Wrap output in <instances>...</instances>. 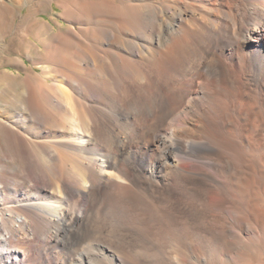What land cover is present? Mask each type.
Returning a JSON list of instances; mask_svg holds the SVG:
<instances>
[{
	"label": "bare ground",
	"instance_id": "bare-ground-1",
	"mask_svg": "<svg viewBox=\"0 0 264 264\" xmlns=\"http://www.w3.org/2000/svg\"><path fill=\"white\" fill-rule=\"evenodd\" d=\"M0 42V264H264V0H0Z\"/></svg>",
	"mask_w": 264,
	"mask_h": 264
},
{
	"label": "rangeland",
	"instance_id": "rangeland-1",
	"mask_svg": "<svg viewBox=\"0 0 264 264\" xmlns=\"http://www.w3.org/2000/svg\"><path fill=\"white\" fill-rule=\"evenodd\" d=\"M27 8L24 9V11H26ZM62 8L57 4L54 3L53 7L48 8V13H43L42 18L44 21L48 22V25H53L54 27H56V29H60V28H66L68 26V23L66 22L63 14H62ZM8 36V37H7ZM11 36L9 34L6 35L5 39L6 40H10ZM31 41H33L34 44H40V46L42 47V49L40 50V52H37L36 48H32L31 51L29 52L30 55L32 56L34 61H41V60H46L45 56H44V46L37 40V38L35 37H31ZM1 45H3L0 42V60H3L6 58V54L2 53L1 51ZM13 49L18 48L19 46L17 44H13L12 45ZM38 48V47H37ZM12 49V57H18L21 56L19 54L22 53H26V48L25 47H20V51L19 52H14ZM24 49V50H23ZM43 58V59H42ZM24 59L27 61L28 65H29V72L31 71H35V70H41V67L36 66V64L34 63L33 60H30L28 57H24ZM13 63V64H12ZM10 64H4V65H0V71H3V73H16V74H22L25 75L26 70H24L21 66H19L17 63L12 62ZM35 67L32 69V67ZM255 161V160H254ZM255 169L258 170V167L255 165ZM216 196L215 195H210L209 200H213L215 199ZM198 200V198L196 199ZM197 202V201H196ZM248 210H250L248 216H250V219H254L255 218V214L253 213V210L251 209V206L248 207ZM195 209V208H194ZM192 209L191 212H194L195 210ZM253 215V216H252ZM208 236H213L212 232L207 233Z\"/></svg>",
	"mask_w": 264,
	"mask_h": 264
}]
</instances>
